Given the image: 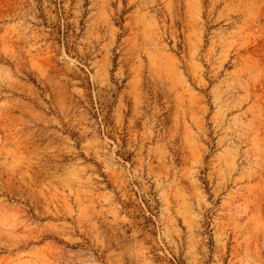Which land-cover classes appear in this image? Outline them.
Returning <instances> with one entry per match:
<instances>
[{"label":"rangeland","instance_id":"obj_1","mask_svg":"<svg viewBox=\"0 0 264 264\" xmlns=\"http://www.w3.org/2000/svg\"><path fill=\"white\" fill-rule=\"evenodd\" d=\"M0 264H264V0H0Z\"/></svg>","mask_w":264,"mask_h":264}]
</instances>
